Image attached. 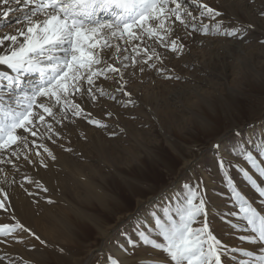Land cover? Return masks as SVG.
<instances>
[{
	"label": "rangeland",
	"instance_id": "rangeland-1",
	"mask_svg": "<svg viewBox=\"0 0 264 264\" xmlns=\"http://www.w3.org/2000/svg\"><path fill=\"white\" fill-rule=\"evenodd\" d=\"M204 2L224 13L217 19L225 30L233 27L239 30L249 22L256 27L246 32L244 39L196 33L184 36L182 52L159 48L163 63H157V67L164 69L163 74L155 69L140 73L138 68L135 75H130L131 68L125 73L130 98L115 92L117 84L111 76L98 80V85L115 94L117 99L104 97L96 104L84 106L93 115L102 114L100 121L108 128H99L101 135L89 138L84 127L80 139L91 149L87 150L89 154L80 152L81 156H74L80 164L79 173L64 177L66 189H51L45 180L39 181L48 189L43 193L49 196L43 197L42 204L40 202V216L48 214L46 207H58V213L62 210L78 212V219L84 214L82 220L87 227L78 229L80 226H76V242L53 245L52 239L48 241L40 235L31 221L20 219L12 201L16 217L49 246L44 247L26 236L24 244L11 241L7 245L0 244V255L16 258L17 264L25 260L32 264H106V257L115 254L118 243L126 236L135 238L141 224L147 227L151 223L153 211L161 214L164 208L175 211L179 204L177 196L181 201L187 196L185 184H199L212 234L230 249L241 246L239 235L229 223L236 219L230 213L238 209L231 199L227 177H232L238 190L254 206L261 207L257 194L236 169V165L248 169L242 158L237 160L236 153L245 141L259 142L264 135V45L259 42L264 39V19L259 16L264 0H256L254 7L246 6L247 0ZM16 14L20 12L10 15ZM17 18L1 24L0 35L20 27L16 24ZM204 22L216 23L208 18ZM210 41L213 46L217 45L216 50L210 51L213 49L208 46ZM5 71L9 70L5 68ZM167 75L181 79H165ZM76 122L95 128L84 119ZM67 129V126L62 129L64 138L58 143L45 141L55 156L56 151L68 154L65 148L73 151L76 148L74 139L69 142L66 139L70 135ZM113 132L114 137L110 135ZM92 141L96 144L90 145ZM100 144L106 145L104 149ZM215 145H219V149ZM221 158L225 164L223 169L218 165ZM191 161L193 164L185 170V164ZM45 162L49 164L46 157ZM23 171L29 175V166ZM254 178L257 177L254 175ZM84 186L94 189L93 193L89 192V196L94 197L91 200ZM102 194L107 198V208L95 198ZM46 199L54 203L48 204ZM70 219L75 220V217ZM0 223H11L7 213L0 214ZM43 224L51 226L45 221ZM60 227L66 234L67 229ZM32 245L35 248L29 250ZM243 247L252 249L247 244ZM58 249H63V253ZM52 254L57 256L55 260ZM160 255L150 247H140L121 258L125 264H157L156 258ZM238 258L239 253L224 259L228 264H237Z\"/></svg>",
	"mask_w": 264,
	"mask_h": 264
},
{
	"label": "snow or ice",
	"instance_id": "snow-or-ice-1",
	"mask_svg": "<svg viewBox=\"0 0 264 264\" xmlns=\"http://www.w3.org/2000/svg\"><path fill=\"white\" fill-rule=\"evenodd\" d=\"M255 4L256 0H247L246 6ZM14 11L21 13L16 20L20 27L0 35V66L11 73L0 72V214L7 213L11 220L0 223V244L4 245L10 241L24 244L27 236L49 246L16 217L9 190L19 188L34 198L32 203H39L35 198L38 192L48 189L23 169L37 163L47 168L45 157L56 160L45 141L56 144L64 138L62 129L79 119L96 128H108L84 106L104 97L117 99L100 87L98 80L111 76L117 84L115 92L130 98L125 73L131 68L130 75H135L138 68L140 73L155 69L163 74L164 69L157 67L163 63L157 47L182 52L184 38L178 35V28L189 36L199 33L244 39V34L256 27L249 22L239 30L223 29L217 18L224 13L204 0H0V19L6 21ZM259 16L264 19V8ZM205 18L216 23L209 25ZM259 42L264 45V39ZM236 158L248 166L246 170L236 165V169L261 204L260 208L254 206L232 177H227L238 209L230 213L236 219L229 223L239 235L240 247L230 249L212 234L199 184H185L187 196L182 201L177 196L175 211H153L151 223L147 227L141 224L135 238L126 236L118 243L106 264H125L121 257L140 247L161 253L157 264H228L224 258L237 253V264H264V135L259 142L245 141ZM218 165L225 168L222 158ZM45 202L54 203L51 199ZM245 244L252 249H245ZM34 248L32 245L29 250ZM0 264H17V259L0 255Z\"/></svg>",
	"mask_w": 264,
	"mask_h": 264
},
{
	"label": "bare ground",
	"instance_id": "bare-ground-1",
	"mask_svg": "<svg viewBox=\"0 0 264 264\" xmlns=\"http://www.w3.org/2000/svg\"><path fill=\"white\" fill-rule=\"evenodd\" d=\"M13 7L15 8L16 5L13 4ZM20 15H21V13L16 14V15H10L8 17V19H13L15 17H19ZM6 21L3 19H0V25ZM14 32L15 31H11L10 33H14ZM178 35L182 36L183 38L186 35L185 30L182 27L178 28ZM208 46H209V48H213L211 50L209 49L210 51H214L217 49V45L213 46L211 41H210V43H208ZM227 48L230 49L231 47L227 46ZM157 50H159V47H157ZM217 57L220 58V55H217ZM0 72H9V71H5V67L0 66ZM9 74H11V73L9 72ZM92 118H96V119L100 120L102 118V114L101 115L95 114L92 116ZM77 123L78 122L67 124V128H69V129H67L68 130L67 133L70 135H69V137L68 136L66 137L68 142L72 141L71 139L75 140V147H76L75 150L72 153L70 152L68 154L62 152L61 150L56 151V161L55 162H53L50 158L46 157V159L49 160V164H48L47 168L39 166L38 163L36 166H29V168H30L29 175L32 176V174H33L34 175L33 179H35L37 181L45 180L47 185L51 189H64V188L66 189L67 185L65 183L64 177L65 176L68 177L69 175H71V176L77 175L76 173H79L78 170H79L80 164H78L76 162L77 159L74 156L75 155L81 156V153L84 154L85 152H87L88 149H91L88 147L86 148V146H88L89 144L88 143L86 144V142H82L83 140L80 139V135L82 133V130L84 129V127L87 128V130H88V136L87 137H89V138L101 135V131L99 128H96V127L90 128L86 125L80 124L81 122H79L78 124ZM98 140L100 141L101 139L98 138ZM93 142L94 141H92L90 143V145L93 144ZM100 146H102L101 148L104 149V146H106V145L100 144ZM192 162L193 161L189 162L188 164H185V166H184L185 170L190 168V165L193 164ZM62 177H63V179H62ZM86 189L88 191L87 196H89V194H90L89 192L93 193L94 189L92 190L90 187H87V186L85 187V190ZM30 190L36 191V190H34V186L31 187ZM9 192H10L12 201H14L16 204L17 214L19 215L20 219L31 221V225L35 227V230L38 231L40 233V235L47 237L48 241L50 240V238L52 239L53 245H62V244L67 245V244H72V243L76 242V240L74 238V237H76V236H74L76 226L77 225L80 226L79 228L77 226L78 229H80V228L85 229L87 227L86 223H85L86 221L82 220L84 217V214H83L82 219H78L76 217L78 215V212H73V211H69V210H67V211L62 210V212L58 213V211H60L58 207L56 208V207H46L45 206L47 208L48 214H46L45 216H40V214H38V213H39V210H40V207L42 204L41 200H43V197L49 198V196H45V194L43 192H38L37 197H35L36 199L39 200V203H36V204L32 203V200L34 199L33 197L26 196L25 193L22 190H20L19 188H16L14 190L10 189ZM91 196H92V194H91ZM94 196H96V195H94ZM98 197H99V199H98ZM98 197H95L97 199V201L99 200L100 202L99 201L98 202L103 204L104 207H105V205L107 206V203H108L107 198L103 194H102V196H98ZM91 198H94V197H90L89 199L91 200ZM40 202H41V204H40ZM36 205H38V206H36ZM103 205H101V206H103ZM105 208H107V207H105ZM71 217H75V220H71L70 219ZM44 221L47 222L48 224L50 223L51 228L46 226L45 224H43ZM60 225H63L67 229L66 234L64 232H62L63 230L61 231L59 229V228H61ZM71 233H73V234H71ZM15 251H17V249H15ZM72 256H74V254H72ZM52 257H54L53 259L55 260V257H57V256L55 254H52Z\"/></svg>",
	"mask_w": 264,
	"mask_h": 264
}]
</instances>
